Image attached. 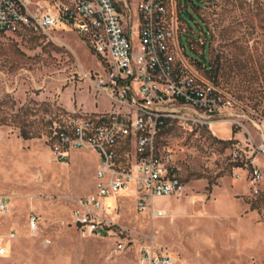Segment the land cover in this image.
Wrapping results in <instances>:
<instances>
[{"label": "rangeland", "instance_id": "374dc122", "mask_svg": "<svg viewBox=\"0 0 264 264\" xmlns=\"http://www.w3.org/2000/svg\"><path fill=\"white\" fill-rule=\"evenodd\" d=\"M137 7L134 2L136 23ZM182 10L186 54L212 65L220 84L264 116V0H182ZM200 40L205 45L197 48ZM105 68L71 31L0 34V198L10 205L0 216V243L7 247L0 264H139L146 245L183 264H264V180L254 195L234 178L229 124L214 125L213 133L165 130L159 142L172 150L185 193L153 200L164 217L138 211L132 192L122 190L107 200L118 202L107 216L116 234L80 232L73 209L96 193L98 157L81 150L58 161L51 138L70 116L112 110L95 87ZM22 128L34 137L24 138ZM258 163L264 170V159ZM33 214L36 232L29 229ZM11 231L17 237L6 239Z\"/></svg>", "mask_w": 264, "mask_h": 264}, {"label": "built area", "instance_id": "2783aa9c", "mask_svg": "<svg viewBox=\"0 0 264 264\" xmlns=\"http://www.w3.org/2000/svg\"><path fill=\"white\" fill-rule=\"evenodd\" d=\"M138 5L135 22L132 4ZM182 0H0V34L23 31L49 35L74 32L105 63V75L95 84L112 110L104 114H75L56 126L51 138L53 156L68 162L76 151L98 157L96 193L80 198L73 209L84 236H111L108 220L117 203L111 195L130 191L138 211L151 209L156 198H179L185 193L173 152L159 139L170 126L186 134L216 124L233 128L230 147L234 178L245 180L254 195L264 180V116L243 98L211 77L212 67L190 58L182 44L187 29L181 20ZM139 40L135 47L134 40ZM202 46L205 43L200 40ZM10 205L0 198V216ZM29 229H39V217L29 218ZM116 234V233H115ZM6 239L17 237L11 231ZM123 242L116 250H124ZM6 255L0 246V256ZM139 264H183L168 252L142 246Z\"/></svg>", "mask_w": 264, "mask_h": 264}, {"label": "trees", "instance_id": "16d2710c", "mask_svg": "<svg viewBox=\"0 0 264 264\" xmlns=\"http://www.w3.org/2000/svg\"><path fill=\"white\" fill-rule=\"evenodd\" d=\"M202 45L200 44V43H198L197 42V48H199V47H201ZM211 67H212V65H211ZM211 77H212V79L217 83V84H219V85H221V86H223L224 88H226V89H228L227 87H225L224 85H222V84H220L219 82H218V80H217V77L214 75V69H213V67H212V75H211ZM229 90V89H228ZM231 91V90H230ZM232 92V91H231ZM234 93V92H233ZM22 135H23V137L24 138H26V139H30V138H32V137H34L30 132H28L27 130H25V129H23L22 128Z\"/></svg>", "mask_w": 264, "mask_h": 264}, {"label": "crops", "instance_id": "0c3cea01", "mask_svg": "<svg viewBox=\"0 0 264 264\" xmlns=\"http://www.w3.org/2000/svg\"><path fill=\"white\" fill-rule=\"evenodd\" d=\"M97 156V155H96ZM0 246H3L1 243H0ZM5 248H6V255L5 256H7V247L5 246ZM1 257V256H0Z\"/></svg>", "mask_w": 264, "mask_h": 264}]
</instances>
